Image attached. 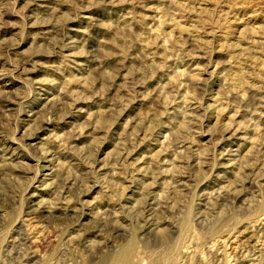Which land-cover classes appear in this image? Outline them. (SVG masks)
<instances>
[{"label":"rangeland","instance_id":"rangeland-1","mask_svg":"<svg viewBox=\"0 0 264 264\" xmlns=\"http://www.w3.org/2000/svg\"><path fill=\"white\" fill-rule=\"evenodd\" d=\"M126 250L264 264V0H0V264Z\"/></svg>","mask_w":264,"mask_h":264},{"label":"bare ground","instance_id":"bare-ground-1","mask_svg":"<svg viewBox=\"0 0 264 264\" xmlns=\"http://www.w3.org/2000/svg\"><path fill=\"white\" fill-rule=\"evenodd\" d=\"M237 135H238V133H237ZM244 136V135H243ZM238 137V136H237ZM246 137V136H245ZM240 138V137H239ZM221 150V149H220ZM55 155V154H54ZM151 155V154H150ZM145 158V157H144ZM241 160V159H240ZM143 161V160H142ZM134 165H135V163H134ZM145 183V182H144ZM41 188V187H40ZM41 190V189H40ZM41 192V191H40ZM42 197V196H41ZM38 199H39V197H38ZM63 206V205H62ZM37 208V207H36ZM45 209V208H44ZM45 211V210H44ZM131 246V245H130ZM129 246V247H130ZM126 251H128L127 252V254L125 255V257H123L122 256V258H120L121 260H123V263H126V264H129L130 263V250H126Z\"/></svg>","mask_w":264,"mask_h":264}]
</instances>
